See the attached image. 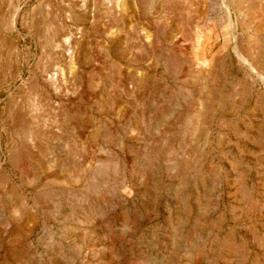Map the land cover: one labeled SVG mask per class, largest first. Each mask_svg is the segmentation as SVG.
I'll return each mask as SVG.
<instances>
[{"label": "rangeland", "instance_id": "obj_1", "mask_svg": "<svg viewBox=\"0 0 264 264\" xmlns=\"http://www.w3.org/2000/svg\"><path fill=\"white\" fill-rule=\"evenodd\" d=\"M136 1V18L118 6L95 32L61 16L68 0H0V218L30 213L4 225L0 264H264V26L254 74L233 56L216 69L212 94L203 78L169 73L166 89L142 94L144 77L180 62L157 41L163 26L149 24L172 13L153 0L148 15L150 0ZM192 1L184 12L197 32L210 12L207 0ZM63 28L78 41L70 62L55 58L67 51ZM139 41L164 47L155 69L111 47ZM114 69L133 92L110 112ZM53 71L60 94L43 75ZM81 87L92 100L79 99ZM147 95L163 112L142 126L131 107Z\"/></svg>", "mask_w": 264, "mask_h": 264}, {"label": "bare ground", "instance_id": "obj_2", "mask_svg": "<svg viewBox=\"0 0 264 264\" xmlns=\"http://www.w3.org/2000/svg\"><path fill=\"white\" fill-rule=\"evenodd\" d=\"M188 1L192 0H157L158 4L162 5V7L164 6V10L166 11V13H172V15L162 22L159 20H155L154 22L151 21L149 24L153 27V29H160L163 26V29H161L159 33V40L157 39V41L164 44L165 49L168 52H173L177 55L176 57L179 59L180 66L177 70H172L173 68H168V66L163 65V70L160 74H155L154 76L150 75V77H144L142 80V88L137 85L141 88L142 94L150 92V89L154 84L156 89H166L168 80L166 74L168 73L170 74V78L172 77L171 79L175 81L183 80L194 83L198 79L203 78V80L207 83L208 88H210L208 90L209 94H212L213 91H211V88L213 87L214 79L217 76L216 69L218 67H228L233 60V56L236 57L237 63L240 66L248 68L250 72H253V74L257 70V67L255 66L256 61H254V59L250 60V57L253 51L257 48V45L259 44L262 37L261 31L263 30L264 26V0H207L204 4L203 9L204 11L206 10L207 13L210 12V15L205 16L204 14L202 18H200V21L197 25L198 29L200 30H198L197 32H193L191 30V19L188 17L187 13L184 12V8L187 7L186 4ZM137 5L138 4L136 0H68V6L63 7L61 16L63 17V15H65V18L74 20L82 19L88 22L91 30L99 32L104 27V25L99 22L100 17H102L101 13L104 14L107 12H113L114 10H116L115 8L120 6L121 8L129 9L128 12L130 14L132 13L131 17L136 18L138 16ZM191 5H193V1ZM155 7L156 5L154 4V1L150 0L145 6V11L149 15L153 13V10L156 12ZM202 7H200V9ZM9 12H11L9 13L10 27L15 28L18 8H15L14 5L13 10ZM143 23L146 24L145 22ZM185 30L188 31V38L185 37ZM62 31L67 33V36H65V41L67 42L65 43L67 44V51L63 52L58 51L57 49L56 51H54L55 58L59 59L60 61L65 60L66 57L71 58L73 56V53L76 52L78 48V41L74 40V35L70 33V30L68 28H63ZM155 44L159 45V43L157 42ZM156 45L155 47H157ZM129 46L126 43L121 44V42H113V45L111 47H113L114 51H117L119 55L125 58H134L136 60L144 62L153 69L160 65L159 62L160 58L162 57L164 47L163 49H161L160 47L154 49L151 43H140V41L139 43L134 42V48L132 46L131 49H129ZM67 60H69L70 62V60L72 59ZM116 63H114L115 66L117 65ZM57 72L58 71L47 72L43 75L46 78V82L49 83V85L51 84L55 88V94H60V92L62 91V87L58 85L59 79L57 78ZM111 76L112 80L113 78H117L116 85L110 86V88L107 90V100L105 101L104 107H107L110 112H113L114 108L116 107L115 104L117 102L122 101L123 99H125L126 101L129 100V102H131L130 99L132 98L131 96L133 91L130 87L131 77L127 73L123 72L121 75L114 69ZM41 89L42 93L45 96L51 98L52 95L48 87L42 85ZM89 93L90 92L86 87H81L77 91V96L80 100H89L91 99V93ZM110 97L112 100H110ZM146 97H148V95L145 96L141 104L135 105L136 103H134L135 106L131 107L132 109H134L132 110L133 114L130 117H137L142 126H144L148 122H151L154 116H161V112H163V110L161 111V104H159V100L161 99L159 96H154L155 98H150L149 101H146ZM62 104L64 106H69L64 102ZM131 127L132 125L130 124V122L126 121L124 128L130 130ZM138 134L139 133H137V135ZM140 134L142 136L143 133ZM142 139L146 140L147 138L145 139L141 137V140ZM166 155L167 154H165V157ZM142 156L144 157V155ZM26 215H30V213L27 212L26 209H21L19 215H11V218L8 219L0 218V239H3L5 236L6 228L4 227V225L9 224L18 226L22 224L21 221L26 217ZM21 227H23L22 233H24L26 236L29 235L30 231L32 230V226H30L27 222L23 223V226ZM124 233L125 232H123V235ZM29 250L26 252L27 254H29Z\"/></svg>", "mask_w": 264, "mask_h": 264}]
</instances>
